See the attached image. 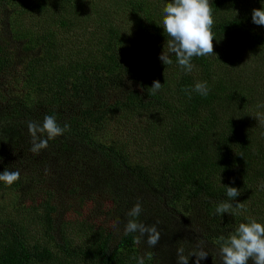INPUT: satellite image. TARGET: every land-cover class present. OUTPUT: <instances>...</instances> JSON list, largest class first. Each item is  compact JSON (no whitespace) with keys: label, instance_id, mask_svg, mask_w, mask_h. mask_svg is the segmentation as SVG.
Segmentation results:
<instances>
[{"label":"trees","instance_id":"1","mask_svg":"<svg viewBox=\"0 0 264 264\" xmlns=\"http://www.w3.org/2000/svg\"><path fill=\"white\" fill-rule=\"evenodd\" d=\"M53 1L40 0L33 7L46 13L47 5L51 6ZM115 1L129 11L130 20L125 25L112 20L98 22L101 16L114 14L115 10L100 13L87 5L85 11L92 16L89 18L105 34H98L97 30L92 39L95 48L85 50L83 56L63 58L56 40L57 29L66 28L71 23L67 12L74 14L77 6L82 7L86 0H61L62 4H56L54 8L57 12L52 19L56 30L48 28L34 32L24 28L23 33H10L11 42L1 43L0 74L12 72V66L18 67L11 60L18 58L17 54L12 56L11 47L23 51L19 59L23 78V93L17 100L21 104L20 112L30 119L43 108V113L54 115L61 127L67 124L69 127L61 137L98 155L101 166L110 170L104 184L112 194L155 193L154 213L161 221L153 223L144 218L143 214H151L145 209L138 221L146 226L156 225L161 238L152 251L140 252L136 242L138 233L126 235L124 232L114 243V224L111 222L110 227L100 220L92 222L90 225L93 226L84 234L79 235L76 231L71 238H65L61 233L59 238L53 234V211L47 209L42 218L34 214L25 216L29 223L45 224L47 237L43 243L35 233L27 234L24 221L8 223L6 228L0 225V264H137L134 257L140 256L145 257V264H161L162 257L173 259V264H177L174 253L178 249V238L170 236L169 229L175 217L173 211H189L198 204L210 226L221 230L216 237L220 249L238 225L247 222L257 211L255 205L245 203L243 208L230 210L232 214H216L215 209L221 202L227 201L233 206L244 203L239 196L236 200L228 198L224 185L244 190L252 199L264 195V185H257V180L264 178V105L258 100L259 82L248 77L246 83H241L239 75L234 76L225 69V62L218 58L220 50L192 58L191 62L200 68L199 75L196 70L185 72L177 68L168 77L164 74L166 65L158 57L163 50L167 51L170 39L164 33L162 20L163 9L172 0ZM70 2L75 3L67 6ZM10 3L0 0V14ZM210 6L214 20L213 42L221 45L228 41L237 43L248 52L254 51L264 62V26L254 24L251 18L253 9L264 7V0H210ZM15 42L20 48L13 46ZM170 58L177 63L174 55ZM256 73L264 77V65ZM156 80L162 87L153 95L150 87ZM204 81L209 87L206 96L191 91L197 82ZM168 86L179 96L178 103L180 107L184 106L183 109L162 102L161 93ZM185 89L190 91V96ZM106 93L116 96L114 103L108 106L114 108L113 111L134 116L162 104L173 117V127L163 134L165 138L161 136V143L165 145H162L160 162L154 169L151 163H135L117 139L103 141L104 138L92 136L91 128L101 126L105 113L89 112L87 117L91 120L86 123L66 122L63 106L79 100L92 103L98 101V95ZM256 98L261 103L257 107ZM107 103L105 97L102 106ZM3 132L6 136L1 143L7 140V135L12 138L9 130ZM14 185L17 182L9 188ZM256 220L264 224V218ZM77 236L79 240L75 242L73 238ZM56 239L60 241L56 242ZM140 244L144 245L143 242Z\"/></svg>","mask_w":264,"mask_h":264},{"label":"rangeland","instance_id":"2","mask_svg":"<svg viewBox=\"0 0 264 264\" xmlns=\"http://www.w3.org/2000/svg\"><path fill=\"white\" fill-rule=\"evenodd\" d=\"M8 1L14 7L10 8L9 5L5 12L0 14V45L1 43L5 45L8 40L11 42V32L23 33L24 28L34 32L45 31L48 28L56 30V27L52 25L54 24L52 19L57 12L54 8L56 4H62L61 0H54L51 6L47 5L48 12L46 13H40L33 7V4L40 0ZM74 3L70 2L66 5L71 6ZM87 5L97 9L100 13L115 10L114 14L101 16L97 19L98 22L112 20L125 25L130 20V13L127 9L124 10L122 3L115 0H86L82 7L77 6L74 14L67 12L71 23L66 28L57 29L56 40L63 58L83 56L85 50L95 48L92 42L95 32L98 30V34H105L91 20L92 16L89 11H85ZM86 15H88L87 19ZM15 44L16 42L13 46ZM213 45L214 52L220 50L218 58H222L225 62V69L234 76L239 75L238 80L241 83H246L245 78L248 77L254 79L253 82H259L258 100L264 105V77L256 73V70L264 65L259 55L254 54V51L248 52L237 43L232 44L230 41L223 45L213 42ZM16 47L20 48V46ZM22 52L19 49L13 50L11 47L12 56L15 57L17 54L18 57L11 60L15 61L18 67L12 66V72L0 74V141L5 140L6 134L3 132L5 130H9L12 136L10 139L7 135V140L0 142L2 146L0 173L6 168L20 172V178L16 181L17 185L11 189L0 181L2 182L0 183V225H3L2 228L8 227V223L21 224V221H24L23 224L26 223L28 227L27 234L35 233L43 243L47 237L45 224L38 221L29 223L25 216L34 214L42 218L47 209H52V226L55 231L53 234H57L56 237L60 238L62 233L65 238H71L76 231L79 235L84 234L90 226H93L90 225L92 222L100 220L107 222L110 227L114 224L112 239L114 243H117L120 236L124 234V226L129 219L126 214L137 202L142 205V213L151 211L150 216L143 214L144 218L153 223L160 222L161 218L155 216L153 208L157 204L155 193L147 191L127 194V196L112 194L104 184L110 170L104 169L98 155L86 150L85 146L65 141L58 136L49 140L48 146L40 150L38 154L30 151L32 137L28 131V122L36 121L42 124L45 110L38 109L30 119L25 118L23 112H20L21 104L17 103V100L21 99L23 93L22 67L19 61ZM176 65L175 62L166 65L164 74L169 77L171 72L181 68ZM199 69L195 66L193 71L196 70L199 75ZM226 76L228 77L229 74ZM169 85L172 86V82H169ZM131 86H134V83H131ZM172 92L174 90H169V86L166 91H162V102L183 109L184 106L180 107L178 103L179 96ZM107 93L98 95L96 99L98 101L92 103L79 100L63 106L66 122L86 123L91 120L87 117L89 112L105 113L101 126L91 128L92 136L97 139L104 138L101 139L103 141L108 138H112V141L117 139L135 163L141 165L151 163L154 169L160 162L162 145H165L161 143V136L173 127V117L162 104L153 105L151 108L153 110L135 113L134 116L113 111L114 108L109 109L108 106L114 103L116 96L113 93L111 95ZM105 97L108 103L102 106ZM258 100L255 99L256 107L261 105ZM163 137L166 136L163 135ZM262 183H264V178L261 177L257 180V185L260 184L259 186L262 187L264 185ZM240 192L239 199L244 202H241L243 207L248 204L255 205L257 209L251 214V218H264V195L252 199L250 193L244 190ZM166 203L169 202L166 200ZM166 210L169 209L166 208ZM107 212H110L109 216ZM173 214L175 217L169 225L170 236L178 238L176 247L184 249V255L189 257V264H195L196 257H192L191 254L200 250L208 253L200 264H221L216 243V237L221 230L219 227L210 226L200 206L196 204L193 208L190 207L189 211L178 209L173 211ZM157 230L159 232V228ZM78 236L73 238L75 242L79 240ZM146 239V236L141 239L146 246L141 245V242L138 243L140 252L152 251V247L145 242ZM59 241L56 239V242ZM154 252L158 254L157 250ZM174 258L177 263V252L174 253ZM160 262L161 264H173V259L167 260L162 257ZM248 264H253V261L250 259Z\"/></svg>","mask_w":264,"mask_h":264},{"label":"clouds","instance_id":"3","mask_svg":"<svg viewBox=\"0 0 264 264\" xmlns=\"http://www.w3.org/2000/svg\"><path fill=\"white\" fill-rule=\"evenodd\" d=\"M162 28L170 39L167 41V51L159 55V59L164 65L172 64L170 58L174 55L178 65L185 71L191 72L195 65L191 62L193 57H203L214 53V35L212 26L214 24L210 0H172L163 9ZM252 22L259 26H264V7L252 10ZM131 84V81H129ZM160 81H153L152 94L160 90ZM186 92L190 91L185 89ZM191 91H195L201 96H206L209 87L206 81L197 82ZM65 124L61 127L54 115H45L42 124L36 121L28 122V131L32 137V147L30 151L38 154L40 150L48 146V141L61 136L68 129ZM46 136V138H44ZM20 178L18 170H8L0 173V181L11 186ZM234 183V180H233ZM227 197L236 200L241 192L237 187L224 185ZM243 208L241 203L227 201L217 205L215 211L218 215L225 213L232 214L233 208ZM143 211L142 205L137 202L128 212L129 219L124 226V232L138 233L136 242H141L143 237H147L146 243L149 247H155L160 238L156 225L146 226L138 221V217ZM206 251L193 252L191 256L196 257L195 264L207 257ZM221 264H248L251 259L253 264H264V224L257 222L255 218H249L247 222H242L235 229V232L225 240L219 249ZM137 264H145V257H134ZM215 262V258L213 257ZM177 264H189V257L184 255V249H177Z\"/></svg>","mask_w":264,"mask_h":264}]
</instances>
